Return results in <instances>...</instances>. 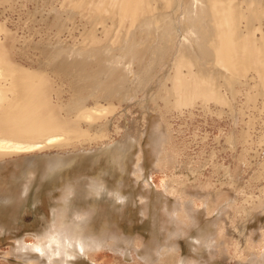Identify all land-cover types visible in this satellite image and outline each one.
Here are the masks:
<instances>
[{
  "label": "rangeland",
  "instance_id": "374dc122",
  "mask_svg": "<svg viewBox=\"0 0 264 264\" xmlns=\"http://www.w3.org/2000/svg\"><path fill=\"white\" fill-rule=\"evenodd\" d=\"M79 1L0 0V27L15 63L47 71L55 100L68 106L83 101L86 107L100 103L116 108L102 117L106 136L85 145L87 152H97L93 161L76 172H64L39 196L30 195L15 213L0 218V264H146V254L154 249L170 254L159 260L149 257L148 264H264V96L248 101L249 91H259L254 80L250 86H238L241 93L233 108L218 100L209 107L198 100L180 108L172 80L182 39L174 26L183 27L181 38L189 35L188 1L171 14L173 6L159 0L156 15L150 11V21L146 17L136 29L129 21L121 23L116 12H101L99 0ZM161 4L172 10L165 13ZM156 16L162 18L158 24L153 22ZM197 36L194 41L204 56L212 37ZM160 40L169 50L165 60L153 64V49ZM64 47H77L75 54L87 51L82 59L92 55L87 56L91 63L67 71L57 67L52 54L62 49L63 55ZM136 48L140 54L131 57ZM67 54L60 62L71 56ZM75 54L71 59L79 57ZM210 61L198 68L214 76L216 72L205 70ZM218 74L213 81L222 80V93L229 92L225 77ZM153 128L164 132V141L160 149L149 147L141 178V170L133 169L130 159L118 160L111 148L131 137L136 141L132 152L139 155ZM151 156L155 162L150 164ZM139 185L151 196L149 206L140 199ZM169 201L176 203L166 209ZM166 212L180 214L184 233L173 224L169 231L174 238L162 237ZM214 237V249L206 252L207 239ZM35 238L48 249L47 258L43 248L21 245L22 239L30 243Z\"/></svg>",
  "mask_w": 264,
  "mask_h": 264
},
{
  "label": "bare ground",
  "instance_id": "6f19581e",
  "mask_svg": "<svg viewBox=\"0 0 264 264\" xmlns=\"http://www.w3.org/2000/svg\"><path fill=\"white\" fill-rule=\"evenodd\" d=\"M99 1L101 12H107L108 15L116 12L120 18V22L129 21L132 28H137L141 20L146 17L148 18V13L150 11L153 12L156 8L155 4L159 2V0ZM183 1H188L189 4L185 3L190 5L189 7L184 4L188 7V11L190 8V19H188V23L185 21L188 24L185 28L189 29L187 32L189 33L188 36L181 38V34H179V30L181 29L179 22V24L176 23L174 26L178 32V36L182 39L179 46L181 48V55L177 61L176 73L172 80L173 92L177 94V106L181 108L192 105L200 100L205 102L207 107H209L210 105L208 104H211V101L218 100L222 103L227 102L232 107L234 99L241 93L238 86L249 85L253 80L259 91L254 93L252 90L249 91L247 94L248 101L252 102L257 100L258 96H264V0H162V3H165L168 8L173 6V11L169 9L172 14L175 10L174 8L179 3L181 5ZM79 2L82 4L83 0ZM181 7L182 5L178 7L179 11H181ZM168 8L166 7L165 13L169 11L167 10ZM157 11L155 12L154 10L155 13H153L156 15ZM157 16L156 18L154 17L157 21L153 19V22L156 24L159 23L158 19L163 17V14H159L160 18ZM165 16L168 15L165 14ZM111 18L117 19V16L112 17L111 15ZM150 18L146 21H150ZM208 21L209 23L212 21V24L207 25ZM157 27L159 29V26ZM202 27L206 31L201 29ZM181 30L184 33L183 27ZM5 32L4 28L0 27V218H8V216L15 213L24 200L29 199L30 195L36 194L39 196L40 194L38 193L42 189L47 187V185L49 186L64 172H76L93 161L96 158L97 152H87L85 145L93 142L96 138L106 136L107 122L102 121V117H105L104 115L108 113H112L110 112L111 109L116 110L113 105L104 106L98 103L97 106L86 107L85 102L80 101L78 104L74 103L68 106V104H64L60 99L55 100L54 92L56 89L50 86L51 78L47 71L32 70L24 67L15 63L8 56L4 41L6 38ZM199 33L209 38L212 37L210 38L211 44L207 53L204 52V56L194 41V37H198ZM164 37L166 36L164 35ZM93 39H96V36ZM164 39L166 40V38ZM188 40L191 42L189 43ZM173 41L175 40L173 39ZM171 43L170 46H172ZM174 45L176 46L177 44ZM168 48L169 46L166 43L159 42L153 49L154 59L152 63L155 64L161 60H165L163 57ZM63 49L65 50V47ZM137 49L135 53L133 52L134 54H131V57L140 54V51L138 53ZM59 50H56V53L52 54V60L56 62L57 67L63 68L66 71L69 66L73 68L77 66L76 69H78L83 68L82 65L78 67V64L85 65L91 63L87 59H91L89 56L92 55H87L89 58L86 56V59L84 57L82 59V56H85L87 51H85V54L81 49L78 50L79 53L77 54L73 52L77 50V47L73 51L71 49L63 51L62 53L64 54L68 53L66 57L69 54L71 56L65 58V62H60L59 58L63 57L62 59H64L65 56H63L64 54H60ZM98 50H96V54ZM72 54L76 56L79 54V57L71 59L73 57ZM94 56L96 55H93V58ZM119 59L121 58H117L116 61L118 62ZM209 59L211 60L208 62L209 68L205 70H213L216 72V76L218 73V75L221 74L223 80L225 77L224 85L226 84L232 96L229 95L227 90L222 93V80L217 79V81H213L215 75L208 76V74L200 72V66L204 68L205 61ZM50 63L52 64V62ZM62 65L65 66L62 67ZM80 71L83 72L84 70L81 69ZM211 74L213 73L209 75ZM112 75L110 77H116V73L114 76ZM111 80L113 79L110 78L108 82L111 83ZM251 89H253V85H251ZM159 129L153 128L149 132V140L144 146H141L139 155L132 152L136 141L131 137L112 146L111 152L117 156L118 160L130 159L131 167L141 170V174L138 177L142 178L146 175L145 172L147 171L144 163L149 147L155 146L157 149H160L164 141V132ZM93 143L95 144V142ZM156 158H159V156H156ZM151 162H155L153 156H151L150 164ZM172 182L174 183L175 180L173 179ZM98 187L100 188V186ZM139 189L140 194H137H139L143 203L149 206L152 202L151 196L148 195L149 192L146 191L147 194L145 189L140 185ZM170 189L174 190L176 188L171 187ZM175 203L172 204L169 201V203H166L165 208L169 209ZM183 215L188 216L189 214ZM85 217L88 216H84V219H82L87 220ZM193 217L195 221L196 217ZM257 220L255 218L252 222L255 223ZM173 224L179 227L181 232L185 228L184 223L181 224L180 221L173 218L170 212H166L162 220L163 227L161 226L163 228L162 237L164 235L165 237H172L169 230L170 227L171 229L175 228ZM77 246L79 250L84 252L81 246ZM149 249L146 251L150 252L151 250ZM42 251L43 257L47 258L49 254L48 249L43 247Z\"/></svg>",
  "mask_w": 264,
  "mask_h": 264
},
{
  "label": "clouds",
  "instance_id": "9594fccd",
  "mask_svg": "<svg viewBox=\"0 0 264 264\" xmlns=\"http://www.w3.org/2000/svg\"><path fill=\"white\" fill-rule=\"evenodd\" d=\"M172 215H173V217H174L177 221L182 220V218H181V216H180L179 213H175V212H174ZM188 219H189V220H193V218L190 217V216H188ZM214 240H215V237L212 238V239H207L206 244H205V246H204V250H205L206 252H210V251H212V250L214 249V247H215V245H214ZM21 245H22L24 248L28 249V250H32V249H40V248H43V247H44V245H42L41 243H39V241H38L36 238H35L32 242H30V243H25V242L23 241V239H22V240H21ZM207 245H213V247H212V248H209V247H207ZM141 246L143 247V241H141ZM168 254H170V253H164V252H163V249H161V250H155V249H154V250L152 251V253L150 254V256H149L148 254H146V264H148V258H149V257L154 256L156 260H159L163 255H168ZM178 254H179V253H178ZM181 259L183 260L184 258L181 256ZM151 264H152V260H151Z\"/></svg>",
  "mask_w": 264,
  "mask_h": 264
}]
</instances>
